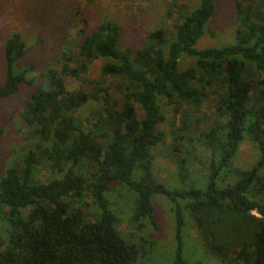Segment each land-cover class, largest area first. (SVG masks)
<instances>
[{"label":"trees","instance_id":"1","mask_svg":"<svg viewBox=\"0 0 264 264\" xmlns=\"http://www.w3.org/2000/svg\"><path fill=\"white\" fill-rule=\"evenodd\" d=\"M215 2L166 9L169 25L137 46L122 42L116 21L87 34V19L71 23L63 66L46 67L25 102L23 142L0 176V264L150 263L154 195L171 204V264H201L184 255L189 246L214 264H264V0H234V41L197 49ZM2 47L0 99L32 85L34 70L14 72L26 51L19 34ZM95 60L99 77L89 79ZM68 78L81 86L69 90ZM245 140L257 160L241 170L232 161ZM155 147L176 168L174 187L154 175Z\"/></svg>","mask_w":264,"mask_h":264},{"label":"rangeland","instance_id":"2","mask_svg":"<svg viewBox=\"0 0 264 264\" xmlns=\"http://www.w3.org/2000/svg\"><path fill=\"white\" fill-rule=\"evenodd\" d=\"M178 6H185L187 11H191L197 7V0H0V84L3 83L6 72L2 45L11 34H19L26 44L25 54L13 66L14 72L18 73L24 68L34 67L32 73L28 72L25 76L32 85H23L18 93L0 99V176L5 168L10 164L13 165L12 160L16 156L12 159L11 153L15 155L23 142L24 130L20 122V113L25 102L32 90L41 86V76L46 67L61 69L63 66V63L59 62L62 39L65 34L70 37L75 36L78 29L77 25H71L72 22L80 18L87 19V34L98 25L101 18L116 21L122 29V42L137 46L146 32L168 26L166 9L177 12ZM234 17V0H216L215 12L207 25L209 33H205L195 47L202 49L231 44L234 41ZM189 62L190 60L184 61V66ZM102 63V60L93 61L85 76L89 79L99 77ZM66 83L69 90L81 86V82L74 78H68ZM161 129L166 130V125L163 124ZM159 149L160 147H155L152 151L154 175L170 187V182L173 186L178 180L176 168L167 158L158 155ZM256 160L254 147L245 140L238 147L232 165L245 170L249 169ZM200 166L201 163L196 161L189 170L194 172ZM167 179H170V182H164ZM151 202L154 225L146 227L143 236L154 243L151 252L153 257L151 256L152 261L146 264H171L174 259V219L171 204L167 198L158 195L152 196ZM129 207L130 203L121 198L118 208L125 212ZM194 235V229L188 228L186 242L195 243L192 240ZM185 254L189 262L193 259L199 260L201 264H214L213 260L201 254L199 248L189 246L184 249ZM190 263L194 264L193 261ZM215 264L218 263L215 261Z\"/></svg>","mask_w":264,"mask_h":264}]
</instances>
